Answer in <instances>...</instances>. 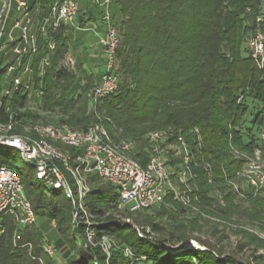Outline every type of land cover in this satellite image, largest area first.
<instances>
[{
	"label": "trees",
	"instance_id": "16d2710c",
	"mask_svg": "<svg viewBox=\"0 0 264 264\" xmlns=\"http://www.w3.org/2000/svg\"><path fill=\"white\" fill-rule=\"evenodd\" d=\"M55 1L37 0L43 13ZM263 4L264 0H111V16L120 31L118 89L91 108L87 95L93 79L79 67L78 80L62 66L71 52L72 31L61 29L54 36L56 49L38 107L57 117L51 124L83 131L99 123L112 140L135 142L143 157L147 133L170 128L184 137L198 162L209 165L211 184L204 169L196 170L203 216L184 211L168 196L151 210L122 211L136 216L133 224L112 215L118 211L115 189L89 176L87 204L98 223L97 236L105 234L118 246L131 248L145 258L142 264H249L237 258L248 244L240 243L227 253L220 245L227 240L222 234L228 229L249 240L251 235L240 226L264 232V192L254 196L243 191L240 196L236 176L244 163L236 152L259 151L264 159V140L255 135L264 130V65H256L246 45L256 30L264 31ZM99 14L98 9L85 13L80 22L96 21ZM26 105L27 97L17 96L10 109L24 126L40 123L37 113L21 112ZM20 176L37 221L54 222L56 237L49 241L34 225L22 238L32 244L31 251L19 248L13 245L12 219H0V264H57L44 254L45 243L64 254L65 264H124L119 250L112 249L107 259L99 247L85 245L82 231L72 223V201L46 191L32 170ZM209 224L211 230H204ZM146 228L158 237L150 238ZM203 233L220 237L213 242L194 235ZM190 239L205 249L184 247Z\"/></svg>",
	"mask_w": 264,
	"mask_h": 264
},
{
	"label": "built area",
	"instance_id": "2783aa9c",
	"mask_svg": "<svg viewBox=\"0 0 264 264\" xmlns=\"http://www.w3.org/2000/svg\"><path fill=\"white\" fill-rule=\"evenodd\" d=\"M92 5L100 11L98 19L82 23L79 6L72 0H56L46 13L39 4L0 0V81H6L0 89V147L16 151L46 191L57 192L72 201L73 224L82 231L85 245L99 247L107 259L111 257L110 251L116 249L121 252L124 264H142L145 258L138 257L131 248L118 246L109 241L108 236L96 237L98 223L89 220L94 217L87 204L91 191L89 176L95 175L115 189L120 211L151 210L169 196L184 211L203 216L195 183L196 170L204 169L211 184L209 165L198 162L184 137L170 128L147 133L143 157L135 142L112 140L99 123L83 131L51 123L24 126L10 109L17 96L42 98L46 70L56 49L54 36L61 29L95 35L98 27L105 29V36L98 37L103 71L88 98L98 103L117 91L116 50L120 31L111 16V0H93ZM256 21L259 24L261 18ZM255 32L248 38L250 56L262 67L264 35L259 30ZM66 60L71 62L69 57ZM258 139L264 140V130L258 133ZM236 155L242 158L238 152ZM20 174L0 158V219L10 218L15 224L13 245L31 250L32 244L23 242L22 238L25 230L36 225L37 219ZM236 176L245 182L248 193L255 196L264 192L263 163L244 161ZM238 193L244 195L243 191L238 190ZM168 250L171 251L170 247ZM43 251L51 255L52 246L43 247Z\"/></svg>",
	"mask_w": 264,
	"mask_h": 264
},
{
	"label": "rangeland",
	"instance_id": "374dc122",
	"mask_svg": "<svg viewBox=\"0 0 264 264\" xmlns=\"http://www.w3.org/2000/svg\"><path fill=\"white\" fill-rule=\"evenodd\" d=\"M92 1L93 0H91V2ZM263 12H264V4H263L262 13ZM258 17H261V15H259ZM96 33H97V35H95L92 32H86V33L75 32V34L79 35V36H75L74 40L72 39L73 37L71 38V40H72L71 52L68 56L71 59V62L68 63L67 60H65L62 63V66L68 70H71L75 74V76L78 80L82 79L81 74H80V69H83L85 71V74L87 76H90L93 79L92 80V82H93L92 87L90 88V90L93 88L95 80L98 79L99 75L103 71V54H102V49L98 44V37L99 36H101V37L105 36V29L102 27H98ZM259 33L264 35V31L259 30ZM254 34H256V32L251 34L248 38H251V36ZM246 45L249 48L248 41H247ZM79 67H80V69H79ZM83 81L84 80H82L80 83L81 86L83 85ZM5 83H6V81H0V89L3 86H5ZM90 90L88 92H90ZM87 97H88V95H87ZM41 100H42V98L38 99V98L34 97V95H31L27 99L26 109L21 110V112H24L25 110H29L32 113H37L40 116L38 118L37 122H40V123H42V122L57 123V117L55 115L39 112L38 107L41 104ZM95 104H97V103L91 102L88 98V105L90 108L93 107ZM253 106H254V104H252V105L250 104V108ZM255 135L257 136L258 133L255 132ZM240 155L242 156V159L244 161H247V162L259 161V162L264 164V159L262 158V155L259 151H254L253 153H249V154L248 153H242ZM0 158L7 161V163H9L14 169L19 170L21 173H25V174L30 173L31 169L23 162L21 156L16 151L9 149V148L0 147ZM239 181L240 182L238 185H239L240 190L246 191L247 188L244 185L245 182L242 179ZM235 187H237V186L235 185ZM111 213L115 218H117L121 221H125L126 223H130V224H133L132 218L136 217V216H132V218L128 217L126 215V213H124L120 210L114 211ZM148 213H151V211ZM89 220L94 221L93 218L89 219ZM217 222H218L217 220L214 221V223H216V224H217ZM72 223H73V220H72ZM225 226L230 227L229 224H225ZM212 227H213V225L209 224L208 226H206L204 228V230L205 229L211 230ZM231 227L236 228L237 226L232 225ZM37 228H39L38 232L43 233L45 238H47L49 241L50 240L53 241L52 239H54V237H56L55 226L52 225V221H47L45 219L44 220L41 219V220L37 221V223H36V229ZM222 228L223 227L218 226L219 230H221ZM240 228H242L248 234L251 235L249 240H247V238H244L242 235H234L233 232H230V231H228V229L227 230L225 229L222 236L227 237V240L224 239V241L221 242L220 245H222L224 247L225 252L229 253L233 250H236V246L238 244L247 243L248 244L247 250H245L242 254L238 255L237 258L240 259L241 261H243L245 263H249V264H264V232L262 230L256 228L255 226H240ZM142 229L143 228H138L137 230L142 231ZM144 231L146 234L149 235L150 238H157L158 237L156 234L152 233L149 228H146ZM194 235L200 236L202 239H206V240L210 239L213 242H215V239L217 237H220V234H219V236H216V237H209L206 233L199 234V235L194 234ZM101 236H107V235L101 234ZM96 237L99 238L98 236H96ZM108 239H109V241H113L112 238H110V237ZM189 241H192V242L196 243L197 245L202 246L198 242V240H196V239H190ZM114 243H116V242H114ZM49 244L50 243H45V244H43L42 247H46ZM31 249H32V247H31ZM194 249H198V248H194ZM29 251H31V250L29 249ZM111 252H112V250L110 251V254H111ZM44 254L50 258L55 259L57 264H65L66 260H65L64 254L61 253L60 251H54L53 246H52V254L51 255H49L45 252H44ZM39 262L41 263V261H39ZM107 263H108V261H107Z\"/></svg>",
	"mask_w": 264,
	"mask_h": 264
},
{
	"label": "crops",
	"instance_id": "0c3cea01",
	"mask_svg": "<svg viewBox=\"0 0 264 264\" xmlns=\"http://www.w3.org/2000/svg\"><path fill=\"white\" fill-rule=\"evenodd\" d=\"M26 2H29L31 4L34 3V5H38V2L37 0H24ZM74 2H76L79 6V9H80V12H81V15L85 14V13H89V12H94L96 11L97 9L92 5V2L91 0H72ZM90 2V3H89ZM75 36H79V35H76L74 32H72V39L74 40L75 39ZM72 41V40H71Z\"/></svg>",
	"mask_w": 264,
	"mask_h": 264
},
{
	"label": "water",
	"instance_id": "95a60500",
	"mask_svg": "<svg viewBox=\"0 0 264 264\" xmlns=\"http://www.w3.org/2000/svg\"><path fill=\"white\" fill-rule=\"evenodd\" d=\"M184 247L187 248H198V249H202L204 250L205 248L203 246H199L196 243L192 242V241H187L183 244Z\"/></svg>",
	"mask_w": 264,
	"mask_h": 264
}]
</instances>
